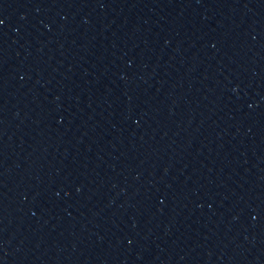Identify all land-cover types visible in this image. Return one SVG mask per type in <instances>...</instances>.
<instances>
[{"label": "water", "instance_id": "obj_1", "mask_svg": "<svg viewBox=\"0 0 264 264\" xmlns=\"http://www.w3.org/2000/svg\"><path fill=\"white\" fill-rule=\"evenodd\" d=\"M0 264H264V0H0Z\"/></svg>", "mask_w": 264, "mask_h": 264}]
</instances>
